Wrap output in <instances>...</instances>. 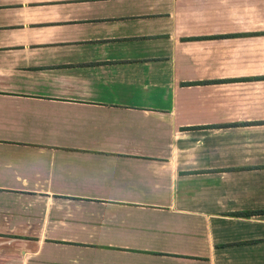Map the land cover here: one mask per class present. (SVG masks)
<instances>
[{"label":"crops","instance_id":"1","mask_svg":"<svg viewBox=\"0 0 264 264\" xmlns=\"http://www.w3.org/2000/svg\"><path fill=\"white\" fill-rule=\"evenodd\" d=\"M0 264H264V0H0Z\"/></svg>","mask_w":264,"mask_h":264}]
</instances>
